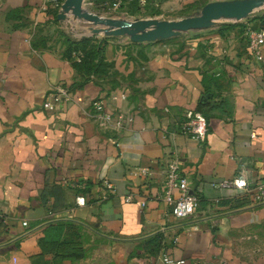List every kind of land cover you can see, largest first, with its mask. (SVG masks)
Listing matches in <instances>:
<instances>
[{
	"label": "crops",
	"instance_id": "crops-1",
	"mask_svg": "<svg viewBox=\"0 0 264 264\" xmlns=\"http://www.w3.org/2000/svg\"><path fill=\"white\" fill-rule=\"evenodd\" d=\"M45 7L0 0V264H264L246 245L264 202L216 186L264 173V44L257 61L245 35L264 10L144 51L107 39L97 66L35 39ZM97 100L123 116L118 131L98 126ZM189 110L206 118L203 140L179 132ZM175 152L199 199L183 219L161 197Z\"/></svg>",
	"mask_w": 264,
	"mask_h": 264
},
{
	"label": "rangeland",
	"instance_id": "rangeland-1",
	"mask_svg": "<svg viewBox=\"0 0 264 264\" xmlns=\"http://www.w3.org/2000/svg\"><path fill=\"white\" fill-rule=\"evenodd\" d=\"M83 8L89 12L95 13L101 17H111L126 20H138V19H166L176 20L182 17L193 16L198 13L202 6L201 4L192 6H180L176 0H121L119 6L115 9L110 7V4L106 0H84ZM264 10V4L255 9L253 12L257 13ZM60 11H57L58 14ZM233 20L219 19L213 23L209 29H218L219 25H229ZM94 28H100L99 25L93 22L79 19L71 12L66 13L63 19L51 21L46 27L38 28L36 30L35 39L48 47H55L65 50L66 48L73 46V42L78 43L80 40L88 41L91 47H102L107 39L120 38L128 40L130 46L133 48H145L152 44H171L174 42H180L185 38L195 36L198 32L202 31H190L186 33H180L177 36L151 42H132L128 36H107L103 32L94 33ZM131 48V47H130ZM250 233H254L256 236H252L247 241L246 245L253 247H262L264 249V223L259 224L251 228ZM240 242V240H238ZM240 244V243H239Z\"/></svg>",
	"mask_w": 264,
	"mask_h": 264
},
{
	"label": "built area",
	"instance_id": "built-area-1",
	"mask_svg": "<svg viewBox=\"0 0 264 264\" xmlns=\"http://www.w3.org/2000/svg\"><path fill=\"white\" fill-rule=\"evenodd\" d=\"M64 1L65 0H44L45 8H52L60 11ZM106 1L110 4L112 9L117 8L121 2V0ZM245 35L250 54L255 60L261 61V48L264 44V28L257 29L247 27ZM59 90L63 94H67L63 88ZM44 106L47 107L48 104L45 103ZM93 106L95 108L94 119L100 128L112 131H118L121 128L123 120L121 114L113 116L105 112L103 102L100 100L94 101ZM183 115L184 120L179 123V132L188 135L191 138L203 140L207 131L206 118L202 114L190 110L184 112ZM252 135L254 136V134ZM143 173L146 174L147 170L144 169ZM164 175L161 196L163 201L171 207V213L176 218L183 219L191 216L199 205V199L190 189L187 177L181 171L176 152L166 161ZM105 186L111 188V185L108 182H105ZM216 186L222 188H234L238 191H251L254 194L255 200L258 202H264V173L252 187H249L248 182L242 177L223 179L217 182ZM125 200L127 202L133 201V197L128 195ZM75 201L77 205H83L85 203V198L82 195H79L76 196ZM144 204L145 202L142 201L141 205L143 206ZM161 260L164 264H184L183 260H174L166 255L163 256Z\"/></svg>",
	"mask_w": 264,
	"mask_h": 264
},
{
	"label": "water",
	"instance_id": "water-1",
	"mask_svg": "<svg viewBox=\"0 0 264 264\" xmlns=\"http://www.w3.org/2000/svg\"><path fill=\"white\" fill-rule=\"evenodd\" d=\"M84 0H65L58 19H63L71 12L79 19H84L99 25L94 33L103 32L107 36H128L132 42H151L168 39L190 31L209 29L219 19L235 22L246 18L255 9L264 4V0H223L204 4L201 10L193 16L176 20L138 19L126 20L111 17H101L83 8Z\"/></svg>",
	"mask_w": 264,
	"mask_h": 264
},
{
	"label": "trees",
	"instance_id": "trees-1",
	"mask_svg": "<svg viewBox=\"0 0 264 264\" xmlns=\"http://www.w3.org/2000/svg\"><path fill=\"white\" fill-rule=\"evenodd\" d=\"M50 11L52 12V18L50 19V21H55L56 20V15H57L56 14L57 10L56 9H50ZM88 43L89 42L86 41V39L85 40H80L78 43L73 42V46L74 47L70 46V47L66 48L65 50H63V51L65 53H68V54L71 53L72 51H76V52L81 51V52H83V54H84L83 55V62H86V63L90 62L91 58H94V57L97 56L98 57L97 66H98V64L100 62V57H101L100 54H101L102 47H97V46L93 45L92 48H90L91 47V42H90V44H88ZM194 112H197V113H200V114L203 115V113L201 111H199V110H196Z\"/></svg>",
	"mask_w": 264,
	"mask_h": 264
}]
</instances>
